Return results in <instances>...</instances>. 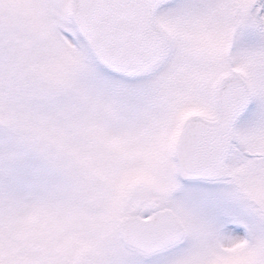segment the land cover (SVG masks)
Returning <instances> with one entry per match:
<instances>
[{
	"label": "snow or ice",
	"instance_id": "obj_1",
	"mask_svg": "<svg viewBox=\"0 0 264 264\" xmlns=\"http://www.w3.org/2000/svg\"><path fill=\"white\" fill-rule=\"evenodd\" d=\"M0 264H264V0H0Z\"/></svg>",
	"mask_w": 264,
	"mask_h": 264
}]
</instances>
